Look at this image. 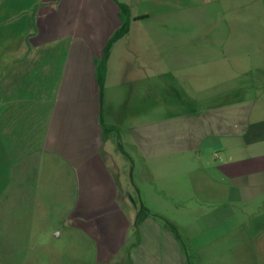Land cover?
Here are the masks:
<instances>
[{"label":"crops","instance_id":"0c3cea01","mask_svg":"<svg viewBox=\"0 0 264 264\" xmlns=\"http://www.w3.org/2000/svg\"><path fill=\"white\" fill-rule=\"evenodd\" d=\"M120 1L130 6L133 16L150 14L140 9L141 0ZM219 2L245 5L244 0L207 3ZM247 3L264 6V0ZM122 21L115 0H0V170L6 159L12 181L19 183L16 190L34 196L36 173L46 160L62 165L72 182V198L57 212L67 214L79 204L73 194L80 191L81 182L88 181L96 167L105 166L106 177L98 181L106 184L89 197L84 193V205L89 204L88 213L94 214V225L101 230L116 228L112 225L117 221L137 230L134 241L127 234L122 241L131 264H264V80L260 83L255 75L245 91H239L234 79L213 95L205 92L204 101L217 97L222 102L206 111L168 116L154 124L134 123L123 111L120 121L114 112L107 115L109 58L103 86L98 72ZM121 123L123 157L113 155L105 162L101 151L108 143L110 151L118 150L108 133L117 132ZM38 150L44 151L43 157ZM186 151L197 154V170L194 165L190 180V197L197 204L188 209L187 223L181 229L175 226L180 238L153 216L136 226L138 207L132 195L135 188L139 193L141 189L136 182L129 187L125 183L127 175L132 177V166L148 154L156 158ZM28 152L36 157L25 161L18 175L19 162L25 159L20 156ZM99 214L110 218L100 219ZM99 233L94 237H105Z\"/></svg>","mask_w":264,"mask_h":264},{"label":"rangeland","instance_id":"374dc122","mask_svg":"<svg viewBox=\"0 0 264 264\" xmlns=\"http://www.w3.org/2000/svg\"><path fill=\"white\" fill-rule=\"evenodd\" d=\"M244 1L241 6L207 3L208 0H141L140 9H147L150 14L130 23L129 34L114 42L108 57L111 70L105 89L106 109H110L107 115L114 112L121 121L125 111L127 120L154 124L161 118L194 110L202 112L222 103L216 96L217 101H204V93L213 95V91L219 92L221 86L230 85L234 79L239 81V91L249 88L255 75L261 83L264 6ZM247 49L251 52H245ZM206 82L209 86L204 85ZM120 126L117 132L108 133L115 137L118 150L110 151L108 143L101 151L105 162L113 155L118 160L123 157L119 142L122 144L125 133L122 123ZM36 154L43 157L44 151ZM196 155L192 151L156 158L148 154L136 160L132 177L127 175L130 180L125 182L127 187L136 182L141 189V194L134 189V204L139 208L143 202L181 229L188 221V209L197 204V199L190 197L192 173L198 164ZM20 157L25 159L19 162L18 175L22 174L25 161L36 156L28 152ZM51 161L46 160L43 170L36 173L39 184L36 183L34 196H27L28 193L16 190L19 183L12 181L15 177L3 159L0 264H131L122 241L126 234L129 241H134L137 230H129L126 221L114 223L116 228L101 230L94 225V214L88 213L89 204L84 205L101 184H106L98 181L106 177L105 166L96 167L88 181L81 182L80 191L73 194L74 203L79 202L78 209L76 205L73 212L62 214L57 211L69 205L72 182L66 179L62 165ZM84 193L88 194L85 199ZM98 218L108 220L110 215L99 214ZM102 232L105 237H94ZM115 239L119 244L114 247Z\"/></svg>","mask_w":264,"mask_h":264},{"label":"trees","instance_id":"16d2710c","mask_svg":"<svg viewBox=\"0 0 264 264\" xmlns=\"http://www.w3.org/2000/svg\"><path fill=\"white\" fill-rule=\"evenodd\" d=\"M121 10V15L123 16V21L122 24L120 25V27H118L115 32L113 33V35L111 36L106 49H105V53L104 56L101 60V66L98 72V80L100 82V85L103 86L104 81H105V72H106V61L107 58L110 54L111 48L114 44V42H116L118 39H120L121 37L125 36L129 29H130V19H141V18H146L148 15H140V16H132L131 15V9L130 6L128 4H126L125 2H122L120 0H115ZM133 201H135L134 198H132ZM137 202V201H136ZM138 206V204H137ZM149 216H153L159 220H161L164 225L168 228H170L179 238H180V234L177 230V228L175 227V225L168 220L166 217H164L161 214L155 213L153 212L149 207H147L143 202L139 203V208H138V213H137V217H136V221H135V225L138 226L140 225V223ZM185 244V241H184Z\"/></svg>","mask_w":264,"mask_h":264}]
</instances>
